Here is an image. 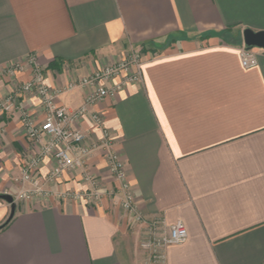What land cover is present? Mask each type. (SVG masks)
<instances>
[{
  "label": "crops",
  "instance_id": "1",
  "mask_svg": "<svg viewBox=\"0 0 264 264\" xmlns=\"http://www.w3.org/2000/svg\"><path fill=\"white\" fill-rule=\"evenodd\" d=\"M246 29L264 32V0H0V73L36 56L58 105L70 111L95 91L81 80L131 51L145 60L141 81L93 109L144 223L132 224L121 207L101 152L55 182L45 181L55 166L49 157L36 175L50 196L17 207L0 230V264H264V50L254 51L257 67L241 66ZM239 33L241 41L223 39ZM31 73L0 77V100ZM19 101L43 122L37 97ZM76 128L86 133L85 148L101 144L89 117ZM44 142L27 139L17 112H0L2 192H15L14 179ZM87 173L100 182L98 206L62 197L89 191ZM10 214L0 200V227ZM177 221L187 241L156 260L142 248L150 227L163 233Z\"/></svg>",
  "mask_w": 264,
  "mask_h": 264
},
{
  "label": "built area",
  "instance_id": "2",
  "mask_svg": "<svg viewBox=\"0 0 264 264\" xmlns=\"http://www.w3.org/2000/svg\"><path fill=\"white\" fill-rule=\"evenodd\" d=\"M254 51L255 49H248L244 44L238 50L241 66L245 69L257 67L258 59ZM36 60V56L31 55L26 64L12 65L0 73V77L16 79L19 74L25 72L27 67L31 68L30 80L23 85H18L11 94L0 100V112L10 114L17 112L27 139L31 142L37 143L45 140L41 150L27 159L20 176L14 179L17 185L15 192H2L0 189V195L12 196L17 207H24L36 198H48L50 193L44 189L45 182L36 175L45 159L52 157L55 160V166L45 180L46 182H55L68 171L84 169L90 157L101 152L103 161L107 163L110 174L123 193L121 207L132 219V224L144 223V217L138 209L131 186H129L124 162L121 161L100 112L93 110L96 105L109 96L115 95L128 84L142 80L141 69L145 63L142 53L131 51L126 59L118 65L99 69L87 79L81 80L78 85L94 87L95 91L87 97L84 105L75 111L58 105L57 98L60 93H55L47 87L44 70ZM115 79H120V81L113 87L107 88L103 85V83ZM28 96H35L41 102L44 113V120L41 124L37 125L32 116L21 108L19 100ZM85 117H89L92 123L101 129L103 139L98 146L84 147L86 133L77 129L76 125ZM85 175L89 191L69 192L63 194L62 197L85 201L90 206H98L103 198L100 182L90 173ZM150 230L148 238L142 243V248L152 252L156 260H162L165 248L183 245L188 239V231L182 221L175 222L163 233L158 232L159 227L156 223L150 227Z\"/></svg>",
  "mask_w": 264,
  "mask_h": 264
},
{
  "label": "water",
  "instance_id": "3",
  "mask_svg": "<svg viewBox=\"0 0 264 264\" xmlns=\"http://www.w3.org/2000/svg\"><path fill=\"white\" fill-rule=\"evenodd\" d=\"M242 40H243L244 45L248 49L264 50V32H254L250 29H246L243 32ZM0 200L6 202L7 204L11 206V214L9 216V219L5 223L7 224L13 219V216H15L17 205L14 204L13 197L7 194L0 195Z\"/></svg>",
  "mask_w": 264,
  "mask_h": 264
},
{
  "label": "rangeland",
  "instance_id": "4",
  "mask_svg": "<svg viewBox=\"0 0 264 264\" xmlns=\"http://www.w3.org/2000/svg\"><path fill=\"white\" fill-rule=\"evenodd\" d=\"M225 36V35H224ZM242 37V35L239 33V34H233V37L232 36H229L228 34L226 35V38H223L224 41L226 42H231V41H234V40H240ZM229 40V41H228ZM241 41V40H240Z\"/></svg>",
  "mask_w": 264,
  "mask_h": 264
},
{
  "label": "trees",
  "instance_id": "5",
  "mask_svg": "<svg viewBox=\"0 0 264 264\" xmlns=\"http://www.w3.org/2000/svg\"><path fill=\"white\" fill-rule=\"evenodd\" d=\"M10 223V222H9ZM9 223H7V224H5V225H3L2 227L3 228H5ZM2 227H0V230L2 229L3 230V228Z\"/></svg>",
  "mask_w": 264,
  "mask_h": 264
}]
</instances>
